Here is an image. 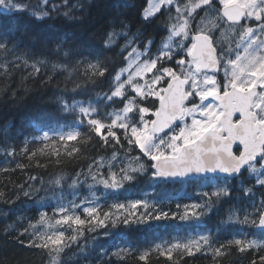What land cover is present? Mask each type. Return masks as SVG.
I'll use <instances>...</instances> for the list:
<instances>
[{
  "label": "snow or ice",
  "instance_id": "1",
  "mask_svg": "<svg viewBox=\"0 0 264 264\" xmlns=\"http://www.w3.org/2000/svg\"><path fill=\"white\" fill-rule=\"evenodd\" d=\"M87 8L85 0H37L35 5L23 0H0V13L27 12L36 21H75ZM163 9L168 13L164 21L167 34L155 52L154 38H145L140 29L132 32L130 23L120 17L110 20L100 37L103 51L112 52L115 59L91 51L82 53L65 47L63 42L55 45L58 58L62 55L65 61L75 62L71 66L54 62L53 71H67L68 80L77 72L84 77L74 83L73 93L95 86L106 74L111 77L108 91L97 94L95 101L73 97L69 102L63 95L57 96L58 111L71 116L73 122L58 129L41 128L42 135L32 139L40 141L42 147L29 152L26 139L21 151L30 160L39 153L55 158L59 165L62 156L75 159L84 155L81 145L92 143V134L99 138L101 147L113 151L108 158H92L86 173H75L68 185L71 200L64 195V175L50 180L49 184L60 189V194L53 197V214L40 211L38 218L29 219L28 226L19 232V237H26L18 239L19 244L46 254L48 264H65L63 258L73 248L78 249L73 256L87 259L88 245L81 244V240L87 232L106 227L109 222L113 226H131L169 218L200 221L216 204L231 197V182L245 172L254 184L246 186L241 180L238 188L250 203L229 209L222 223L251 226L264 235V0H187L183 6L179 0H148L141 22L150 25L157 14L164 15ZM200 12L205 15L200 16ZM28 38L35 40L34 36ZM19 44V39L0 37V56L4 57L0 68L4 74L9 73L10 67L30 68L23 77L27 81L38 75L49 60ZM9 56L11 60L7 59ZM109 61L122 65L114 69V75ZM221 72L223 79L219 78ZM118 104L123 106L106 111L109 105ZM84 128L87 133L82 131ZM0 131L7 134L6 129ZM133 152L138 154L132 155ZM14 154V149L7 151L9 156ZM37 166L44 165L37 162ZM149 173L157 186L191 178L202 181L197 192L200 202L177 204L178 211L170 213L148 199H137L113 202L108 211H102L92 192L93 199L84 198L77 203L76 190L82 184H87L89 190L97 185L118 190L126 182ZM40 183L43 185L44 181L41 179ZM19 187L25 197L31 196L32 185L28 189ZM5 234H10L7 229ZM233 248L239 253L255 251L258 258L250 264H264V254H260L264 253V239H248L242 231L220 243L211 233L176 238L140 252L137 259L149 264L155 252L175 262L176 257L204 252L211 255L213 264H220V258ZM130 253V249L120 248L112 255L124 259ZM105 255L107 251L102 250L101 257Z\"/></svg>",
  "mask_w": 264,
  "mask_h": 264
},
{
  "label": "trees",
  "instance_id": "2",
  "mask_svg": "<svg viewBox=\"0 0 264 264\" xmlns=\"http://www.w3.org/2000/svg\"><path fill=\"white\" fill-rule=\"evenodd\" d=\"M71 2L74 0H70ZM85 3L88 5L87 11L79 19L71 22L62 19L36 21L27 12L0 13V37H7L10 40L19 39L21 48L31 49L38 55L43 54L49 60L38 75L27 81H23V77L31 71L30 68L10 67L8 74H4V70L0 68V130H7L6 135L0 131V192L4 193V196L0 197V264H48L46 254L21 246L18 239H26L19 237V232L28 226L29 219H37L40 211H46L51 216L56 202L49 200L43 205L38 204L31 197H25L19 186L23 185L24 189H28L29 185H32V188H41L39 193L42 194L60 191L54 184H49V181L57 175H64L66 180L63 183V190L69 195L71 189L68 185L75 173L81 170L86 173L92 158L98 156L108 158L113 151L112 148L101 147L99 138L94 134H92V143L81 145L84 155L75 159L62 156L59 165L55 163V158L40 156L39 153L30 160L28 154L21 151L26 146V139L29 141L27 144L29 152L42 147L40 141L32 139L39 135L41 128L58 129L73 122L71 116L58 111L55 103L57 96L63 95L69 102L73 97L77 100L95 101L97 94L108 91L111 77L106 74L105 77L99 78L95 86L88 85L86 89L73 93L71 89L74 83L82 81L84 77L77 72L73 73L71 80H68L67 71L60 69L53 71L51 65L54 62H66L69 66L75 62L74 59L65 61L62 55L58 58L55 45L63 42L65 47L79 49L82 53L91 51L93 54L100 53L102 57L115 59L112 52L103 51V43L100 39L108 29L109 21L115 17L124 18L125 22L130 23L132 32L140 29L145 38H154L153 52L160 45L161 38L167 34L164 27L167 9H163L164 15L157 14L150 25L145 26L141 22L148 0H85ZM124 4H129L131 7L125 8ZM172 14L174 15L173 11ZM29 36H34L35 40L29 39ZM45 43L46 48L43 47ZM7 59L11 60L12 57L9 56ZM3 60L4 57L0 56V62ZM120 66L122 65L118 62L115 64L108 62L113 75L114 69ZM49 76L52 77L51 80L45 83ZM122 106V104L109 105L106 111ZM82 131L87 133V128ZM9 149H14L15 154L7 155ZM117 150H119L118 146ZM137 154L138 152L132 153V155ZM121 155H123L122 151ZM37 162L44 166H37ZM17 164H22L24 167L18 168ZM31 176L37 179L30 180ZM41 179L44 181L43 185L40 183ZM241 180L246 186L253 184L254 181L247 179L246 172L233 180L231 197L216 204L199 223L185 222L178 218L151 220L146 224L131 226L123 223L113 226L109 222L106 227L87 232L81 240V244L88 245L90 255L87 259L73 256L72 253L78 251L73 248L64 256V262L65 264H143L137 259L140 252L156 244L176 238L186 239L200 233H211L217 238L218 243L231 239L241 231L247 234L248 239H264V235L254 227L222 223L227 219L229 209L250 203L238 188ZM202 184V181L195 180L167 182L157 186L156 182L150 179L149 173L147 176H138L133 182H126L122 189L107 192L102 199V211H108L113 202L127 203L137 199H148L150 203L155 202L157 207L164 211L177 212V204L200 202L197 192L201 190ZM82 188L83 186H80L78 190ZM259 191L257 190V199H259ZM242 215L241 212V218ZM5 229L8 230L9 235L5 234ZM120 248L130 249L131 253L124 259L112 255ZM102 250H106L108 255L101 257ZM256 258L258 254L255 251L239 253L233 248L228 255L220 258V264H250L251 260ZM149 264H213V261L211 255H206L204 252L195 253L193 256L185 255L182 258L176 257L175 262L153 252Z\"/></svg>",
  "mask_w": 264,
  "mask_h": 264
},
{
  "label": "rangeland",
  "instance_id": "3",
  "mask_svg": "<svg viewBox=\"0 0 264 264\" xmlns=\"http://www.w3.org/2000/svg\"><path fill=\"white\" fill-rule=\"evenodd\" d=\"M27 1V2H26ZM24 3L29 4V5H35L37 3V0H32V2H30L29 0H26ZM179 3L181 6H183V4L187 3V0H179ZM148 6V3H147ZM172 7V11L174 12L175 15V6H171ZM205 14L203 12H200V16H204ZM197 19H199V17H197ZM217 36H219V32L216 33ZM170 66V65H168ZM220 79H223V73H220L219 76ZM39 135H42V132L40 131ZM105 173L107 172V169H104ZM246 175L247 172H246ZM81 180L84 179V176L80 177ZM89 183H91V180L89 179ZM254 184V181H253ZM81 186H83V188L81 190H76V194H77V203L80 202V200L84 199V198H88V199H93L92 196V192L95 193V198L97 199V202L102 205L103 201L102 199L105 198V194L109 191H116V190H111V189H105L102 185H97L95 188H93L92 190H89L87 184H82ZM35 188H32V194H31V198L32 200H36L38 204H45L46 202H49V200H53L55 201L54 194L56 196H58L60 194V191H53V192H48L45 194L39 193L35 191ZM72 190H70L69 195H66L64 192V195L66 197V199L71 200L73 197L70 195ZM56 202V201H55ZM173 213V212H172ZM192 223H199L200 221H196V220H189ZM187 222V221H185ZM196 235H192L191 237H195Z\"/></svg>",
  "mask_w": 264,
  "mask_h": 264
},
{
  "label": "water",
  "instance_id": "4",
  "mask_svg": "<svg viewBox=\"0 0 264 264\" xmlns=\"http://www.w3.org/2000/svg\"><path fill=\"white\" fill-rule=\"evenodd\" d=\"M238 115V114H237ZM235 118V117H234ZM236 146L234 145V148H235ZM194 180H196L195 178H191V179H189L188 181H194ZM178 182H180V181H176L175 183H178Z\"/></svg>",
  "mask_w": 264,
  "mask_h": 264
}]
</instances>
